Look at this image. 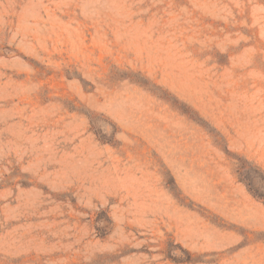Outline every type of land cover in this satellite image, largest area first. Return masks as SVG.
<instances>
[{"label":"rangeland","instance_id":"obj_1","mask_svg":"<svg viewBox=\"0 0 264 264\" xmlns=\"http://www.w3.org/2000/svg\"><path fill=\"white\" fill-rule=\"evenodd\" d=\"M0 264H264V0H0Z\"/></svg>","mask_w":264,"mask_h":264}]
</instances>
